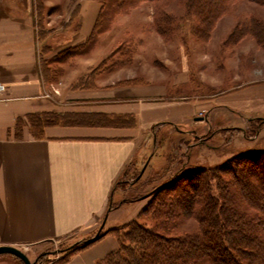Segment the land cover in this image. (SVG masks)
<instances>
[{
  "label": "crops",
  "instance_id": "obj_1",
  "mask_svg": "<svg viewBox=\"0 0 264 264\" xmlns=\"http://www.w3.org/2000/svg\"><path fill=\"white\" fill-rule=\"evenodd\" d=\"M72 2L65 7L77 20L68 43L78 44L91 35L102 2ZM38 27L35 0H0V246L20 248L30 259L51 241L90 232L105 216L106 222L118 219L126 204L119 199L114 212L112 203L121 192L118 183L128 168L152 159L147 155L150 134L166 125L194 124L193 117L204 107L169 92L193 77L188 56L178 46L181 66L171 81L166 70L150 64L142 68L150 74L143 76L130 64H121L99 69L88 86L72 83L105 60L95 64L103 54L96 46L105 32L90 52L76 55L77 65L69 75L48 82ZM155 34L165 57L159 62L166 69L174 58L168 42ZM250 92L218 103L249 115L260 113L264 86ZM38 113L57 115L58 121L34 129L28 116ZM118 246L109 230L61 264H96ZM8 256L0 253V264H7Z\"/></svg>",
  "mask_w": 264,
  "mask_h": 264
},
{
  "label": "rangeland",
  "instance_id": "obj_2",
  "mask_svg": "<svg viewBox=\"0 0 264 264\" xmlns=\"http://www.w3.org/2000/svg\"><path fill=\"white\" fill-rule=\"evenodd\" d=\"M69 1L35 0L36 22L40 34V60L48 82L60 81L77 65L74 44L68 43L77 20L75 13L71 14L73 10L65 7ZM72 1L73 5H77L80 0ZM103 1L107 7L101 29L106 36L97 46L94 45L103 49L100 60L95 64L104 58L105 60L88 69L86 75L74 79L72 83L91 81L90 76L92 77L99 69L121 64H130L141 76L150 74V71L142 69L150 64L157 70H166L165 76L171 81L176 67L181 66L179 54L183 49L188 56V68L193 77L191 82L180 84L169 92L184 95L187 101L204 107L197 116L193 117L194 124L192 122L188 126L175 127L166 125L150 134L147 155L152 159H147L148 161L142 162L135 168H128L118 183L121 192L112 203L113 207L119 204V199H121L120 203H126L121 209L123 211L119 212L121 215L118 219L112 221V218H108L106 222L107 216H105L90 232L73 235L61 241L58 239L51 241L41 249L36 258L31 259L37 264H55L69 253L73 245L78 244L81 248L88 239L109 230L115 229L119 233L132 220L154 226L156 222L153 219V207L164 200L168 203L175 193L174 190L179 189L178 183L180 181V185L186 183L183 179L188 177L186 175L192 170L204 171V174L208 175L206 185L210 194L215 197L219 196L220 190L219 179L214 178V175L220 176L224 182L233 179L235 183L232 182L229 186L231 191L237 186L247 189L245 180L254 182L259 190L262 188L256 177L250 176L248 171L241 170L237 175L232 167L225 171L220 167L242 154L264 153V107L262 108L261 105L260 113L249 115L244 109L241 111L237 108L231 109L218 102L229 98H240L245 94L251 95L250 91L264 86L263 46L258 44L251 34L246 33L237 41L229 40V35L236 25L246 20L248 16L254 15L264 20V6L249 0H233L217 19L206 39L194 34L192 29L194 17L184 16L178 19L175 21L176 27L171 37L166 40L168 42L166 47L169 53L171 52L174 62L164 69L163 63L159 62L164 61L165 57L163 47L159 46L155 38L157 31L153 24L154 14L158 4L161 3L165 10L182 15L184 4L181 0ZM225 2L226 0H222V3ZM71 23L72 25H69ZM136 55H140L141 58L135 60ZM156 60L158 63L155 62ZM209 103L212 105H207ZM146 165L148 167L143 174L142 170ZM238 169L240 170L241 167L238 166ZM141 173L143 175L136 183ZM173 178L176 181H174L175 189L171 191L169 190L171 186H166L164 182L169 183ZM160 184L164 186L157 189ZM244 207L255 219L264 217V212L252 207L251 204L245 202ZM198 208L199 205H196L195 211ZM116 210L117 208L114 212L118 213ZM170 221L174 224L171 232L173 235L191 233L199 227L195 212L193 215H175ZM261 231L264 234V229ZM6 255H10L6 260L7 264H25L12 253L6 252Z\"/></svg>",
  "mask_w": 264,
  "mask_h": 264
},
{
  "label": "trees",
  "instance_id": "obj_3",
  "mask_svg": "<svg viewBox=\"0 0 264 264\" xmlns=\"http://www.w3.org/2000/svg\"><path fill=\"white\" fill-rule=\"evenodd\" d=\"M119 1V0H118ZM155 1L157 0H149ZM233 0H181L184 4L182 15L165 10L159 3L154 14L153 24L155 30L168 40L176 27L175 21L188 16L194 17L192 29L195 35L202 39L208 38L217 19L226 11V6ZM264 6V0H249ZM102 2V10L96 21L91 35L84 41L74 44L75 54H86L96 44L98 35L103 32L102 22L107 7ZM251 34L264 48V20L256 16H248L239 22L234 31L229 35L233 41L239 40L244 34ZM71 49V50H73ZM71 52V51H69ZM44 76L46 72L44 69ZM91 78V76H90ZM91 81H82L77 85L88 86ZM31 126L40 129L46 124L58 121V116L51 113H38L28 116ZM264 153L242 154L235 157L227 165L220 167L222 170L233 168L235 174L239 171H248L250 176H255L262 188H256L254 182L245 180L248 188L235 185L236 189L229 187L233 179L224 182L220 176L219 196L210 194L206 185L208 175L204 171L192 170L185 179L178 183L175 189V179H171L169 190L175 191L172 199L167 203L162 201L153 207L154 226H147L137 220H132L120 232L115 229L111 232L119 242L117 249L99 259L96 264H264V217H251L245 207V202L264 212ZM238 166L241 169H238ZM140 180V178H139ZM137 181V180H136ZM138 182V181H137ZM176 182V181H175ZM235 183V182H234ZM233 183V185H234ZM160 184L157 189H161ZM163 185V186H162ZM177 185V183H176ZM244 186V185H243ZM223 199V200H222ZM222 202L219 203V201ZM199 205L197 211L195 206ZM198 220L199 227L194 232L171 234L174 229L175 215H193ZM88 239L84 248L97 240ZM246 241V242H245ZM75 244L69 253L61 257L55 264L66 262L70 255L79 249Z\"/></svg>",
  "mask_w": 264,
  "mask_h": 264
},
{
  "label": "water",
  "instance_id": "obj_4",
  "mask_svg": "<svg viewBox=\"0 0 264 264\" xmlns=\"http://www.w3.org/2000/svg\"><path fill=\"white\" fill-rule=\"evenodd\" d=\"M199 118V117H198ZM98 236L95 235L92 239L96 238ZM12 253L16 256H18L25 264H35L34 261H32L29 256L24 252L22 249L14 247V246H9V245H1L0 246V253Z\"/></svg>",
  "mask_w": 264,
  "mask_h": 264
},
{
  "label": "built area",
  "instance_id": "obj_5",
  "mask_svg": "<svg viewBox=\"0 0 264 264\" xmlns=\"http://www.w3.org/2000/svg\"><path fill=\"white\" fill-rule=\"evenodd\" d=\"M4 88V85L2 83H0V90H2ZM37 264V263H35Z\"/></svg>",
  "mask_w": 264,
  "mask_h": 264
}]
</instances>
